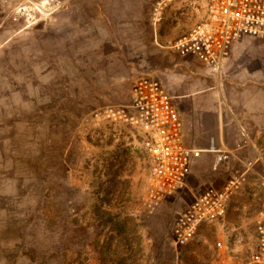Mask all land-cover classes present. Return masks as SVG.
I'll return each mask as SVG.
<instances>
[{"label":"rangeland","instance_id":"374dc122","mask_svg":"<svg viewBox=\"0 0 264 264\" xmlns=\"http://www.w3.org/2000/svg\"><path fill=\"white\" fill-rule=\"evenodd\" d=\"M157 1H7L0 27V264H251V219L241 240L250 249L242 252V245L240 255L217 245H234L218 225L185 245L175 243L173 228L197 194L222 187L235 172L252 174L260 186L247 217L264 209V38L237 40L218 72L170 48L157 55L146 47L149 54L140 56L141 40L156 35ZM144 58L194 73L234 148L227 167L212 172L207 159L183 188L159 200L148 195L151 164L138 135L96 118L103 106L130 101Z\"/></svg>","mask_w":264,"mask_h":264},{"label":"built area","instance_id":"2783aa9c","mask_svg":"<svg viewBox=\"0 0 264 264\" xmlns=\"http://www.w3.org/2000/svg\"><path fill=\"white\" fill-rule=\"evenodd\" d=\"M8 0H0V27ZM156 37L181 54H191L212 72L222 69L235 42L245 36L264 38V0H158L152 12ZM96 118L109 125H124L138 135L150 164L148 195L159 200L187 184L194 160L201 150L185 141L184 122L175 96L162 79L140 73L127 103L98 109ZM218 154L215 163L225 159ZM242 184L234 175L222 187L202 190L178 215L173 228L176 244L185 245L201 228L221 221L230 211V200ZM264 188V181L262 183ZM256 249L251 264H264V209L255 218ZM217 245L223 247V242Z\"/></svg>","mask_w":264,"mask_h":264},{"label":"crops","instance_id":"0c3cea01","mask_svg":"<svg viewBox=\"0 0 264 264\" xmlns=\"http://www.w3.org/2000/svg\"><path fill=\"white\" fill-rule=\"evenodd\" d=\"M175 33H177L176 30L169 32L168 36L160 37H156V35L151 34L152 40L150 43H146L143 38L141 40L142 54H140V56L143 55L144 57V54H149L146 47L151 48L152 46L155 47L152 51L157 52V55H165V50H163L164 52H161V48L172 49L170 46L165 45V40L172 37ZM137 53L138 52L132 51L131 55L137 56L139 55ZM169 59L172 58L170 57ZM169 59L168 62L170 61ZM139 62H141V73L150 72L151 74L160 77L169 91L175 96V101L179 107L181 117L184 122L183 131L185 141L189 146H193L201 150L200 155L192 164L187 182L193 176L195 177V174L198 173V166L204 164L207 159L210 160L208 165L212 172H214L217 168H222L223 166L227 167L232 158L234 148L230 149L225 142L222 113L217 106H206V96L203 93V89L198 86L195 74L190 71V75L174 71L171 65H152L150 64V59L144 58ZM180 62H182V60H180ZM220 153H224L226 157L223 162L216 164V157ZM235 174L237 173L235 172L234 175ZM238 175L241 177L242 184L230 200L229 213L221 221L201 228L198 232V236L203 235L205 228L218 225L216 229H219L218 231L222 235V240L225 235L227 237L231 236L234 238V245H227L223 240L225 249H229L231 252L238 253L240 255L242 254L240 250L243 245L242 252L247 253L250 248L247 249L245 243L241 245V240L248 237V235L243 234L246 232V228H243V222L251 219L252 230L250 233H252L253 237V250L250 254L252 255L256 249L255 216L247 217V214H249L251 205L258 204L256 202V196L260 193V186L252 179V174L240 172ZM213 181L214 180L211 182ZM249 237L251 238V236Z\"/></svg>","mask_w":264,"mask_h":264}]
</instances>
